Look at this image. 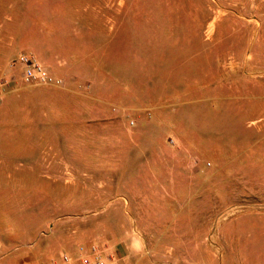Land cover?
I'll use <instances>...</instances> for the list:
<instances>
[{
  "label": "rangeland",
  "instance_id": "374dc122",
  "mask_svg": "<svg viewBox=\"0 0 264 264\" xmlns=\"http://www.w3.org/2000/svg\"><path fill=\"white\" fill-rule=\"evenodd\" d=\"M2 81L0 264H264V0H0Z\"/></svg>",
  "mask_w": 264,
  "mask_h": 264
},
{
  "label": "built area",
  "instance_id": "2783aa9c",
  "mask_svg": "<svg viewBox=\"0 0 264 264\" xmlns=\"http://www.w3.org/2000/svg\"><path fill=\"white\" fill-rule=\"evenodd\" d=\"M14 64L20 65L23 69V76L27 82L41 84L60 83L61 80L53 76L46 69L44 64L32 53L22 52L14 60ZM6 87L3 81L0 83V102L6 94ZM134 124V122H132ZM80 256L75 259L69 253H63L59 262L51 264H107L102 249L95 243L80 245Z\"/></svg>",
  "mask_w": 264,
  "mask_h": 264
},
{
  "label": "crops",
  "instance_id": "0c3cea01",
  "mask_svg": "<svg viewBox=\"0 0 264 264\" xmlns=\"http://www.w3.org/2000/svg\"><path fill=\"white\" fill-rule=\"evenodd\" d=\"M234 142V140H233ZM227 151L231 155L232 159L229 157L228 159V171L232 175H239V174H246V153L251 152V155L249 157H262L264 156V145H254V144H246L245 142L240 144H233L228 143L227 145ZM228 154V155H229ZM243 161L241 163L240 161ZM241 163V164H240ZM264 232V213H254V214H246L241 213L232 218L228 222V234L231 236V233L233 234L232 237H235V243L240 245L242 243V240L248 232ZM257 243L259 239L258 236H254Z\"/></svg>",
  "mask_w": 264,
  "mask_h": 264
}]
</instances>
